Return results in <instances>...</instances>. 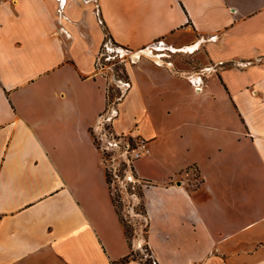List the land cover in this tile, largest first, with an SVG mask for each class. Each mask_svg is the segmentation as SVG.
<instances>
[{
	"label": "crops",
	"instance_id": "obj_1",
	"mask_svg": "<svg viewBox=\"0 0 264 264\" xmlns=\"http://www.w3.org/2000/svg\"><path fill=\"white\" fill-rule=\"evenodd\" d=\"M104 28L154 263L264 264V0H0V264H145L94 142Z\"/></svg>",
	"mask_w": 264,
	"mask_h": 264
},
{
	"label": "built area",
	"instance_id": "obj_2",
	"mask_svg": "<svg viewBox=\"0 0 264 264\" xmlns=\"http://www.w3.org/2000/svg\"><path fill=\"white\" fill-rule=\"evenodd\" d=\"M98 64L101 71H107V78L110 75L109 89H112L111 85L117 86L120 94L117 93L109 99L106 110L99 117L98 125L93 133L94 142L101 153L112 195L113 190L117 191L120 194V200L126 201L127 207L132 209L140 199L138 191L143 192L148 185L135 175L133 166L137 160L149 155L151 149L147 140L127 137L115 132L111 127L117 116V102L129 84L125 71L127 61L107 35L103 49L99 52ZM197 89L201 90V87Z\"/></svg>",
	"mask_w": 264,
	"mask_h": 264
},
{
	"label": "rangeland",
	"instance_id": "obj_3",
	"mask_svg": "<svg viewBox=\"0 0 264 264\" xmlns=\"http://www.w3.org/2000/svg\"><path fill=\"white\" fill-rule=\"evenodd\" d=\"M109 77L110 75H108V78ZM143 157H146V156H143ZM141 191H138L140 199L138 203L132 209L127 207L126 201L120 200V194L114 190H113V201L115 203L117 212L119 216L121 217V220L125 224L124 228H126L128 231L129 240L132 241L134 239L136 244L138 243L140 245L139 249L137 250V252L135 251L134 254L143 263L154 264V261L151 258V254L149 252V248L144 241V236H145V231H146V221L143 215L144 214V204H143V192Z\"/></svg>",
	"mask_w": 264,
	"mask_h": 264
},
{
	"label": "trees",
	"instance_id": "obj_4",
	"mask_svg": "<svg viewBox=\"0 0 264 264\" xmlns=\"http://www.w3.org/2000/svg\"><path fill=\"white\" fill-rule=\"evenodd\" d=\"M104 31H105V28H104ZM105 33H106V31H105ZM106 35H107V37L111 40V37L109 36V34H107L106 33ZM108 180V179H107ZM122 221V220H121ZM123 222V221H122ZM123 225H124V227H125V224L123 223ZM146 232V231H145ZM125 235H126V237H127V239L129 240V235H128V231H127V229L125 228ZM130 241V240H129ZM132 256V255H131ZM133 256L134 257H136V255L133 253ZM129 257L130 256H128V257H125V258H123L122 260H121V262H126L128 259H129Z\"/></svg>",
	"mask_w": 264,
	"mask_h": 264
}]
</instances>
